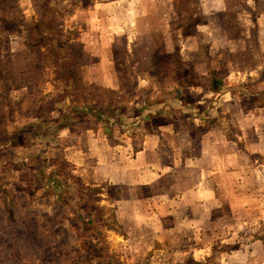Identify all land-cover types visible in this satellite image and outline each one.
Wrapping results in <instances>:
<instances>
[{
	"label": "rangeland",
	"instance_id": "374dc122",
	"mask_svg": "<svg viewBox=\"0 0 264 264\" xmlns=\"http://www.w3.org/2000/svg\"><path fill=\"white\" fill-rule=\"evenodd\" d=\"M213 1L0 0V264H201V238L217 264L264 237V0ZM201 148L239 171L234 230L168 212Z\"/></svg>",
	"mask_w": 264,
	"mask_h": 264
},
{
	"label": "crops",
	"instance_id": "0c3cea01",
	"mask_svg": "<svg viewBox=\"0 0 264 264\" xmlns=\"http://www.w3.org/2000/svg\"><path fill=\"white\" fill-rule=\"evenodd\" d=\"M244 2L248 6L257 5L256 0H244ZM211 3L218 4L219 10L229 8L234 4L233 0H216L209 2L208 5ZM206 5V0H201L202 8H205ZM219 83L220 80H211L209 85L211 86V91H208L211 95L217 93V88L220 86ZM205 142L206 141L201 142V147L204 146L202 144ZM213 150V154L210 153L211 151L207 154H203L202 148L196 152V155L201 156V158L195 161L194 166L189 168V170L197 173V175H191V178H188L187 182L184 181V184L181 186L179 185L178 188L176 186L177 183H175L173 188L174 195L177 194L176 191H179V195H181V199L178 201H181L182 207L178 206L179 210L176 208L170 211L165 205H156V207H165L167 211L169 210L168 212L175 215L179 214L180 219L186 221L185 223L187 226L185 229L191 231H201V236L204 235L202 233L204 231L215 232L217 229H221L222 227L229 229V231L234 230L235 227H233V224H231L230 221H224L221 223V220L217 219L215 216V210H217L221 205L229 203V209H231L232 213H234V205L232 202L240 198L238 194H234L233 187L236 184L232 179V175L234 176L236 173H239L238 169L235 168L232 162L221 161L222 157L227 154L219 152L217 149ZM231 153V151L228 152V158L230 160ZM252 162V160L249 162V166V163H246V168L253 166ZM172 178L173 181H177L175 176ZM147 183L150 182H145V184ZM260 188H263V186ZM236 190L237 189H235V191ZM172 194L173 193H171V195ZM156 201L159 202L160 200ZM249 206L244 209L246 212L248 211ZM244 219L248 220L247 217H244ZM223 241H226L224 243H227L229 246H233V243L238 242L240 244L237 250H232L230 253H226L225 255L221 254L223 260L222 262L219 261L217 264H264V237L251 236V238L243 239L241 242L235 240L232 244H230L227 240ZM197 243L198 247L194 249L195 253L193 252V255H196L195 259L199 261L201 257V264H211V260L214 261L216 259L211 258L213 254H215V251L212 253L210 252L211 254H209L207 251L208 247H218L222 244H218L215 239L208 238H201V242ZM199 249H201V254H199ZM18 258L20 260L19 256Z\"/></svg>",
	"mask_w": 264,
	"mask_h": 264
}]
</instances>
